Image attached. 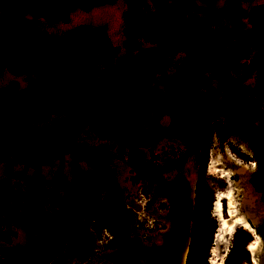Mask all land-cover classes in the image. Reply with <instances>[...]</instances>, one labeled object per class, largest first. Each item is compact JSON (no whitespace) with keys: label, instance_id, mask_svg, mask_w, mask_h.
<instances>
[{"label":"rangeland","instance_id":"rangeland-1","mask_svg":"<svg viewBox=\"0 0 264 264\" xmlns=\"http://www.w3.org/2000/svg\"><path fill=\"white\" fill-rule=\"evenodd\" d=\"M235 1L234 12L243 13V16L233 14L229 0H67L66 7L58 8L52 17L34 16L25 10L5 12L0 8V20L12 24H34L38 31L52 36L85 37L95 51L94 82L99 90H106L117 98L125 87L124 79L134 55L156 47L153 34L144 27L147 12L155 11L159 3L174 6L176 14L164 18L160 23L153 22L154 25L166 35L178 20L196 22L210 34V40L234 83L235 96L240 105H253L254 97L244 99V92L257 91L260 83V71L254 64L258 33L249 21V14L255 7L264 5V0ZM261 16L264 18V14ZM238 36L250 38L252 43L247 44L243 40L239 43ZM192 42L199 61L188 56L180 40L169 55L143 64L145 80L149 84L148 113L144 123L131 133L136 144L135 159L130 155L129 145L109 138L103 131H95L90 123L81 128L77 141L82 150L96 151L99 161H75L70 153L60 160L35 166L14 162L10 156L0 155V197L27 193L34 207L48 216L63 214L70 204L87 194L97 197L94 210L105 221L113 220L119 239L111 248L122 252L121 259L112 260L109 252L105 257L96 256L98 254L95 252L103 249L112 233L93 221L89 226L93 241L84 244L78 253L74 242L82 235L86 213L79 216V225L71 233L57 238L60 240L58 246L54 253L49 254L47 246L40 247V229L52 223L43 220L34 222V216L26 212L25 200L12 202L8 206L12 210L10 216L5 218L0 214L1 253L18 251L25 255L29 264H50L59 257H64L62 264H124L127 259L128 264H138L142 263L140 259L147 262L149 258V264L186 263L200 166L195 156L187 154L185 143L164 136L163 131L170 127L173 120L168 115L158 117V114L180 101L174 88L164 83L180 82L187 75L203 86L199 94L206 93L205 86H209L220 102L224 98L220 80L212 72L198 43ZM9 51V47L0 45V91L15 89L38 98L41 94L38 80L42 69L47 67L51 77H60L57 66L43 65V68L29 58L21 60L19 56L11 57ZM247 114L253 116L254 110L248 109ZM213 116L214 128L218 131L225 122V114L215 113ZM62 119L58 116L32 117L29 127L43 132ZM263 125L256 122L257 127ZM213 159L222 161L226 170L234 172L232 190H241L237 200L240 205L246 202L243 208L240 207L241 214L252 224L260 250L264 253V195L257 192L252 184L256 169L252 151L237 135L226 141L217 133L212 137L206 185L214 196L211 219L217 224L216 237L221 223L213 212L215 199L229 185L219 175L210 173L209 165ZM233 159L241 165H237ZM107 160H118L119 172L110 174L106 167ZM102 168L109 178L107 185L101 179ZM248 190H251L253 197L250 204L243 194ZM126 205L130 207L129 210ZM137 224L140 229L136 228ZM239 230L246 231L240 227L236 232ZM44 233L46 241L53 239L49 232ZM235 233L227 240V247L220 248V252L227 249L225 261L233 247ZM249 234L252 237L250 243L256 241ZM215 237L209 264H218L213 256ZM137 240L141 244H136ZM138 247L144 251L139 253L136 251ZM247 248L241 264H252V256ZM86 251H90L91 255L81 262L79 256ZM0 264L16 262L0 254Z\"/></svg>","mask_w":264,"mask_h":264},{"label":"trees","instance_id":"trees-1","mask_svg":"<svg viewBox=\"0 0 264 264\" xmlns=\"http://www.w3.org/2000/svg\"><path fill=\"white\" fill-rule=\"evenodd\" d=\"M38 1L41 0H13L7 2V4L10 6H21ZM52 1L54 0L42 5L40 8H47ZM244 1L251 2L252 0ZM229 3L232 5L234 15L243 16V13L238 14L234 12L236 10L235 0H229ZM35 10L37 8L26 9L25 11ZM176 12V10H172L171 13H168V16H172ZM262 14H264V5L255 7L249 14V21L258 32L255 40L258 44V50L254 58V64L257 65L260 71V83L257 91H248L246 93L245 100L252 96L255 98V102L253 105L245 103L243 106L238 105L236 102L238 108L254 124L256 122L264 123V18H262ZM46 15L52 17L53 13L47 8ZM36 16L38 15L36 14ZM22 26L36 30L34 24H23ZM147 28L145 27L146 30ZM207 35L210 39V34ZM189 36H192L200 46L196 37L187 29L180 30L178 40L186 41ZM168 37L169 34H166V38ZM242 40L247 44L252 43V39H242L238 36V42L241 43ZM0 45L10 48L9 54L11 57L19 56L21 60L29 58L37 66H42L43 68V65L50 67L57 66L60 69V77H51L47 67L41 70V76L38 80V87L41 94L38 98H34L26 92H20L15 89L0 91L1 156H10L14 162L35 166L53 160H60L65 155L74 151L79 152L80 156L84 155L89 158L92 156V153L82 152L81 147L77 144L83 126L90 123L97 132L104 130H114L115 133L119 132V129L107 118L101 105L82 106L75 101L71 90L72 81L84 66V58L79 53L71 50H46L3 41H0ZM212 45L214 44L212 43ZM200 48L202 49L201 46ZM184 49L190 58L196 61L200 60L196 53V48L191 42H185ZM215 51L220 59L219 52L217 50ZM204 56L212 72L219 79L205 53ZM146 59L149 58L143 59L142 62ZM199 67L198 65L197 68ZM186 70H188V66H186ZM226 72L228 73L227 69ZM131 79L133 80V78ZM180 82V85L183 84L186 86V91H183L182 86H177L176 81L165 82L164 84L172 89L174 86H177L176 89L174 88L177 96L180 99L188 98L189 106H182L178 110L174 108L164 109L158 117L169 114L178 115L182 122L176 125L172 131L167 132V134L179 136L187 140L191 146L190 154H195L199 157V179L196 188L195 207L192 214L190 245L185 264H209L210 250L213 246L217 231V224L211 219L214 196L209 192L206 185V171L212 137L216 132L223 141H226L237 131L240 132L244 141L252 144V150L257 156L255 161L258 163V173L255 176L254 184L261 191H264V141L251 133L231 112L230 114L233 119L229 127L225 129L224 126H221L218 131H215L212 127L211 120L208 118L209 110L212 106L211 98L196 97V91L201 90L203 86L192 81L187 75ZM231 86L234 90L235 87L232 80ZM205 88L209 89V86H205ZM82 93L103 94L94 82L92 74L84 84ZM193 99L195 100L194 102L192 101ZM203 104L210 105V107L199 111V115L197 114L195 117L190 115L193 107H200ZM114 106L121 119L129 120L135 113L136 94L135 96L128 97L123 106L118 104H114ZM228 109L226 101L223 110ZM248 109L254 110L253 116L247 114ZM50 116L63 117V119L55 122L43 132L34 131L29 127V122L32 117ZM206 118L208 119L203 132L201 126L204 125V122L202 120ZM257 128L260 132L264 133V125ZM92 220H94V217L89 215L81 237L74 242V247L78 253L82 251L84 244L93 241L94 237L89 229ZM251 241L252 237L248 232L243 230L237 231L235 233L233 247L226 257L225 264H241L245 250ZM90 255L91 252L86 251L85 254L83 253L79 256V260L85 262ZM63 261L64 257H59L52 264H62Z\"/></svg>","mask_w":264,"mask_h":264},{"label":"flooded vegetation","instance_id":"flooded-vegetation-1","mask_svg":"<svg viewBox=\"0 0 264 264\" xmlns=\"http://www.w3.org/2000/svg\"><path fill=\"white\" fill-rule=\"evenodd\" d=\"M9 1H13V0H5V2H9ZM58 1V2H56ZM50 2V1H49ZM66 2L67 0H54L52 1L48 6L47 8L50 10L51 13L54 14L55 11L58 10V8H65L66 7ZM10 6V5H9ZM41 7V6H40ZM38 7L37 10L35 11H30L31 13H33L34 16H36V14L38 16H42V17H50L48 15H46V11H47V8H40ZM0 8L3 9L5 12H9L8 10H6L0 3ZM172 10H176V8L174 6H167L165 3L164 4H158L155 11H148L146 16L144 17V27H148L147 28V31H150V33L153 34L154 36V41L157 43L156 44V47L154 49H157V48H160L164 45H166L165 43L168 42V38H166V35L161 33L159 30H158V27H156L154 25V23H160L164 18L166 17H170L168 16V13H171ZM0 22H5V23H12L10 21H7V20H3L1 19ZM154 22V23H153ZM18 25H23V23H16ZM202 29V28H201ZM36 30H38L36 28ZM204 30V29H203ZM205 31V30H204ZM206 33V32H205ZM258 33V32H257ZM207 34V33H206ZM77 37H80V38H83L85 39L86 41H88L85 37H81V36H77ZM180 40H177V43L179 42ZM183 41V44H185V42H191L193 44L192 41L196 42L194 40V38L192 36H189V38L184 41ZM89 42V41H88ZM176 43V45H177ZM89 44L93 47V45L89 42ZM175 45V47H176ZM194 45V44H193ZM174 47V49H175ZM214 47V46H213ZM94 49V47H93ZM173 49V50H174ZM215 49V48H214ZM172 50V51H173ZM216 50V49H215ZM171 53V52H170ZM169 53V54H170ZM168 54V55H169ZM166 56V55H165ZM164 56H160V57H152V58H149V59H146L144 60L143 62H141V72H142V76H143V80H144V84H145V88H146V92H147V112H146V115H145V119H146V116H147V113H148V90H149V84L146 82L145 80V75L143 73V64L147 61H154V60H160L161 58H163ZM133 78V80L131 79ZM230 82H231V79H230ZM177 83V86L180 85L181 82H176ZM124 84H125V87L123 89L122 92H120V94L118 95L117 98H115L114 96H111L106 90H99L101 92H103V94L105 96H107L113 104H118V105H121L123 106L125 104V101L128 97L130 96H135L136 94V86H135V81H134V77H133V74H132V70H131V67H130V70H129V73L126 75L125 79H124ZM177 86H174V88L176 89ZM182 86L183 88V91H186L187 88L186 86H184L183 84L180 85ZM206 90V93H202V94H199L198 91H196V97H203V98H207V97H210V101L212 103V106L209 110V115H208V118L211 120V123H212V127L213 129L215 130L214 128V124H213V114L216 115L217 114H225V122L223 124H221V126H224L225 129L229 127V124L230 122L232 121L233 117L231 116L230 114V111L229 109L228 110H223V107L225 105V102L227 101L226 100V97L224 95V98H223V101H219L216 96H215V91L211 88L209 89H205ZM175 91V90H174ZM176 92V91H175ZM248 91H245L244 92V99H245V96H246V93ZM233 93H234V98H235V102H237L238 105H240V103L238 102L236 96H235V92L233 90ZM177 95V94H176ZM211 95V96H210ZM178 97V96H177ZM179 98V97H178ZM180 101L177 103V104H174V105H171L170 107L168 108H174L176 110H178L180 107L182 106H189V99L188 98H184V99H179ZM184 100H186V103H184ZM204 101V99H202ZM193 102L195 101L194 99L192 100ZM205 102V101H204ZM236 104V105H237ZM243 106V105H241ZM210 107V105H206V104H203L202 106L198 107H193L192 111L190 112V115L195 117L197 114L199 115V111H203L205 108H208ZM164 109H167V108H164ZM163 109V110H164ZM162 110V111H163ZM222 111V112H221ZM160 114V113H159ZM158 114V115H159ZM173 121H172V124L170 125V127L167 129V130H164L163 133H164V136L166 137H170V138H174V139H177L183 143L186 144L187 146V154L190 155V156H195L197 161L199 162V157L198 155H195V154H190V150H191V146H190V143L187 141V140H184L182 139L181 137L179 136H174V135H171V134H167V132H170L172 131L176 125L180 124L182 122L181 118L176 115V114H169L168 115ZM217 117V116H216ZM203 119L202 121L204 122V125L201 126V129L203 130L204 132V128H205V123L207 121V119ZM144 119V121H145ZM143 121V123H144ZM109 138L111 139H115L121 143H124L125 145H129L131 147V156L133 157V159L136 158V144H135V140L133 137H131V133L132 131H121L119 130L118 133H115L114 130H104L103 131ZM216 133V132H215ZM237 135L240 140L245 143L246 145L249 146L250 150L252 151L253 153V158L256 159V154L255 152L252 150V144L250 142H247V141H244L242 139V136L240 134V132H234L229 138L233 137ZM228 138V139H229ZM227 139V140H228ZM77 144H78V141H77ZM79 145V144H78ZM82 150V149H81ZM82 152H85V153H92V156L87 158L86 156L84 155H79V152H72L74 158H75V161H77V158L79 159L78 161L80 160H85L87 162H96V161H99L100 158L98 159V156H96V151H85V150H82ZM200 152H201V149H200ZM199 152V153H200ZM256 163V169L255 170V173L253 175V179H252V184L254 186V188L257 190V192H260L264 195V191H261L259 190V188L254 184V180H255V176L256 174L258 173V163L255 161ZM106 167H107V170L110 172V174L112 172H119V161L118 160H107L106 162ZM135 166H136V162H135ZM199 166H200V163H199ZM105 170L102 168L101 170V179H102V182L105 183L106 185L109 183V178L107 176V174L105 175ZM99 176V175H98ZM155 177V176H154ZM185 189V188H184ZM186 190V189H185ZM184 190V191H185ZM23 194H27V193H23ZM28 195V194H27ZM7 196V195H6ZM12 196V195H11ZM16 196V195H15ZM30 196V195H29ZM4 197V196H1L0 199ZM97 198V197H96ZM94 196H90V194H87L85 195L83 198H80V199H77L75 200L72 204H70L65 212L62 214V213H55L53 215H56V216H59L62 221H63V225L64 227L61 225V222L58 220V219H46V220H43V221H46V222H50L52 223V225H50L49 227L47 228H44V229H40V247H43V246H47L46 248H48L49 250V254H51L53 251H55V249L57 248L58 246V243L60 240H58L57 238H61L63 235H67L68 233H71L78 225H79V216L82 214V213H86V220H85V224L87 223L88 221V216L89 215H92L94 217V220H92L93 222L95 223H98L99 225L103 226L104 228H107L111 231L112 233V236L110 237V240L109 241H105V246H103V249H100V250H97L95 253L98 254L96 256H106V254L109 252V254H111V248L114 244H116V241H118L119 239V236L116 234V228L113 227V220H108V221H105L95 210H94V206L96 205V199ZM30 199H31V196H30ZM21 200H25V198H21L19 199L18 201H11V200H6L5 202L1 203L0 204V214L3 216V217H8L11 215V208H8V206L12 203V202H19ZM136 200V199H135ZM26 201V200H25ZM30 206L31 207H34V203L31 199V202H30ZM26 209V212L29 214H32L34 216V222H39L40 218H38V216L30 211L29 209L25 208ZM78 209V210H77ZM126 209H130L129 206L126 205ZM40 210V209H39ZM77 210V212L75 213V211ZM41 213L44 215V216H47L46 213H44L42 210H40ZM75 213V214H74ZM74 214L73 218L71 219L72 215ZM115 215V214H114ZM138 220H140V218H138ZM27 225H28V221L26 220L25 222ZM26 225V226H27ZM136 228L137 229H140V226L137 224L136 225ZM39 230V228H38ZM44 232H49L52 236H53V239H49L46 241V236H45V233ZM48 242L49 245H48ZM125 243V242H124ZM136 244H141V242L139 240L136 241ZM28 247L25 248V250L27 249ZM136 251H138V249L136 248ZM2 251H0V254H3V256L5 257H11V259H13V261L16 262V264H29L28 260H26V257L25 255L23 256L21 253H19L18 251H13L11 253H8V252H3L1 253ZM54 253V252H53ZM26 254V253H25ZM39 258V257H38ZM109 258H111L112 260H120L121 259V255H119L117 258L116 257H111L109 256ZM128 258V257H127ZM141 260V259H140ZM55 261V260H54ZM53 261V262H54ZM128 259L124 261V264H128ZM53 262H51L50 264H52Z\"/></svg>","mask_w":264,"mask_h":264},{"label":"water","instance_id":"water-1","mask_svg":"<svg viewBox=\"0 0 264 264\" xmlns=\"http://www.w3.org/2000/svg\"><path fill=\"white\" fill-rule=\"evenodd\" d=\"M49 1L51 0H41L21 6H9L5 0H0V3L8 11H19L38 8ZM181 29L189 30L199 41L203 52L206 54L211 66L219 77L223 87L224 95L227 100L229 111L236 117L238 121L243 123L251 133L264 141V133L260 132L256 124H254L251 119L248 118L236 105L230 77L226 72L221 60L218 58L211 40L205 31L192 20L182 19L176 21L171 27L166 45L157 49L141 50L134 55L131 62V70L136 86V109L134 115L129 120H123L119 117L114 104L107 96L98 93H82L83 86L93 73L96 63L95 51L85 39L76 36L57 37L26 26L0 22V41L46 50H71L79 53L84 58V66L72 81L71 90L75 101L82 106L101 105L105 111V115L117 129L129 132L137 129L143 123L147 112V92L141 72L142 60L145 58L165 56L172 52L177 43L178 35ZM21 198H25L26 208L34 212L38 218L42 220L58 219L61 222V225L64 227L63 221L59 216H44L39 209L31 207V199L27 194L22 193L16 196H4L0 199V204L6 200L18 201ZM74 214L72 215L71 219L73 218Z\"/></svg>","mask_w":264,"mask_h":264},{"label":"bare ground","instance_id":"bare-ground-1","mask_svg":"<svg viewBox=\"0 0 264 264\" xmlns=\"http://www.w3.org/2000/svg\"><path fill=\"white\" fill-rule=\"evenodd\" d=\"M234 161L237 165H241L237 160ZM209 171L211 174L219 175L220 179H224L230 186H228L224 192H220L215 199L216 204L213 212L221 223V227L219 233L215 237L216 250L213 251V256L217 258L218 264H224V253H226L227 249H224L222 252H220V248H226L228 244L227 240L236 232L238 228L241 227L251 233L256 239V241L250 243L247 248V251L252 256V264H264V253L260 250L258 236L256 235V232L250 222L243 214H241L240 207L243 208L244 203H246L244 202L243 205H240L237 200L238 195L241 194V190H232L231 182L234 172L226 170L225 166L222 164V161L216 159H213V161L210 163ZM243 194H245L246 199L250 200L248 201L250 204L251 200L253 201L251 190H248L247 192L245 191ZM121 253L122 252H120V250L117 248L111 249L110 256L117 258L119 255H121ZM211 264L214 263L211 262Z\"/></svg>","mask_w":264,"mask_h":264},{"label":"crops","instance_id":"crops-1","mask_svg":"<svg viewBox=\"0 0 264 264\" xmlns=\"http://www.w3.org/2000/svg\"><path fill=\"white\" fill-rule=\"evenodd\" d=\"M138 248H139V249H138V252L142 250L140 247H138ZM142 251H144V250H142ZM139 253H140V252H139ZM132 255H133V254H132ZM150 261H151V259L147 260V262L143 259V261L140 260V262H142V263H138V264H146V263L149 264Z\"/></svg>","mask_w":264,"mask_h":264}]
</instances>
